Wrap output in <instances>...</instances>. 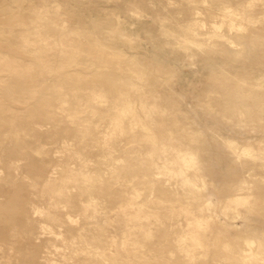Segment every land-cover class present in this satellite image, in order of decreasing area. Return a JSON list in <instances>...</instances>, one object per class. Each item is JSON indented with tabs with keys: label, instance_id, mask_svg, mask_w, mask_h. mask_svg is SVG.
Returning <instances> with one entry per match:
<instances>
[{
	"label": "bare ground",
	"instance_id": "bare-ground-1",
	"mask_svg": "<svg viewBox=\"0 0 264 264\" xmlns=\"http://www.w3.org/2000/svg\"><path fill=\"white\" fill-rule=\"evenodd\" d=\"M185 1L186 5L174 0H126L124 4L133 15H143L145 3L166 12L155 20L158 32L167 43L178 45L187 59H196L194 50L214 57L228 48L240 53L242 47L264 44V0ZM38 19L30 13L0 21L4 33L0 49L8 50L0 52V224L8 229L7 240H0V253H6L0 256V264H138L141 249L167 252L172 242L181 254L186 251L191 256L195 246L198 253L214 228L238 239V232L228 231L238 225L218 218L217 222L215 212L211 214L216 201L206 190V172L214 168L200 153L197 133L185 130L186 124L177 119H165L166 112L159 110L155 99L150 103L146 74L138 64L131 59L128 63L121 51L113 52L99 37L94 43L73 37L65 22L61 26L46 22V32L37 33L34 42L33 28L27 25ZM17 25L27 28L17 31ZM134 33L115 32L129 42ZM83 53L91 61L92 65L86 61L88 66L100 70L85 74L74 69L84 64L79 59ZM20 56L30 62L19 60ZM251 62L242 67L254 70ZM71 66L74 70H65ZM251 76L254 85L264 83L260 70ZM238 105L233 102L229 108L242 123L248 106ZM42 138L59 143V155L52 157V148L41 146ZM220 139L223 159L236 177L226 186L220 214L234 212L236 205L244 211L264 212V147L259 146L264 141L256 148ZM34 153L38 164L33 163ZM20 159L26 163H18ZM28 195L40 198L44 206L35 207ZM175 203L180 204L176 219L182 214L186 219L179 230ZM159 210L169 214L161 217L156 214ZM32 212L40 220L32 218ZM151 215L156 220L152 227L146 221ZM220 234L219 239L225 237ZM227 238L226 243L218 241L227 246L233 239ZM261 240L246 237L245 248L232 243L228 252L235 251L239 263L264 264V257L260 262H246L245 257L247 253L262 256ZM214 245L219 251L218 242ZM50 247L59 259H53ZM210 251L209 256L214 254ZM218 253L217 258L223 254ZM204 254L200 257L206 262L208 254Z\"/></svg>",
	"mask_w": 264,
	"mask_h": 264
},
{
	"label": "rangeland",
	"instance_id": "rangeland-1",
	"mask_svg": "<svg viewBox=\"0 0 264 264\" xmlns=\"http://www.w3.org/2000/svg\"><path fill=\"white\" fill-rule=\"evenodd\" d=\"M125 1L126 0H0V21L3 23V21H6L10 17H26L32 13L33 18H39L38 21H34L33 25H27L29 28H33L34 42L38 37L36 35L37 33L46 32L43 26L46 22L50 21L58 24V26H61L65 22V24L71 28L70 30L74 31L73 37H84V41L87 42L94 43L99 37L101 39V44L108 48L110 47L109 49L113 52L121 51L120 53L127 57L125 58L128 60V63H137L139 69L145 72L147 81L144 82V86L145 89L150 92V96H152L151 99H153L150 103L153 104L155 99V105L160 107L159 110L161 112H166L164 115L165 119H177L183 122V124H186L185 130L187 129V131L191 130L195 132V134L197 133L198 142L196 144H201L199 145L200 153H202L203 158L207 160L206 165L214 168L213 172H206L208 184L206 190H208V194L211 195V198L216 201V204L211 210V214L213 216L216 214L213 218L217 222H219L218 219H222V221H226L229 224L233 223L236 226L238 225L234 231H232V228L228 231L231 230L230 232L235 234L238 232L237 235L239 237L238 239L234 238L235 236L229 232H227L229 233L228 235L227 233L221 232L220 234L216 228H214L208 231L209 239H207L209 243L206 241L207 239L203 242L206 247L210 245L209 251L210 249H216V254L214 251H210L211 254L212 252L214 253L211 255L212 257L214 256L213 258L209 256L208 248V253H206V247L204 246L200 247L205 250L197 246L199 247L198 250H200L198 253L196 252V246L192 247L193 252L195 251L196 253L192 252L190 256L187 255L189 254L187 252L186 256V251H183V253L185 252L184 254H181L182 250L180 249L176 248L177 251H175L176 249H174L175 247L173 246L176 244L172 242L170 244L173 249L167 248V252H162L161 249L152 250V252H150L147 247L141 249L143 251L142 259L139 260L138 264H193V262L194 264H204L205 259L202 260L204 257L201 258V255L204 253L205 257H207L206 254H208V259L205 262L206 264H237L240 259L239 255L236 256L237 253L235 254L233 250H231L233 251L232 253L228 252L230 250L228 246L234 243L238 245V247L245 248L243 240L246 237L249 240L255 241L261 237L262 247L259 252H263L262 256L258 253L245 254L247 259L246 262L249 259L251 262L253 260H258L260 262L264 257L263 210L253 209L244 211L236 205L234 212L227 213L225 216L220 214V207L226 192V186L230 180L236 178L233 172L227 168L223 159L224 152H222L221 149L224 144L220 138H229L241 145H252L256 148L259 146L264 147L263 145L258 146L259 141H264V83L262 85H254L252 81L254 78L251 76V73H257L258 70L264 74V44L257 46V48H251L250 46L242 47L243 49H241L240 53H231V49L228 48L225 53L221 55L216 54L214 57H207L200 51L194 50L197 53L196 59L195 56L194 60L187 59L184 58V52L178 45L173 46L167 43L166 37H162L158 32L159 30L157 27L159 22L155 20L165 17L166 12H157L155 7L145 3L142 5L143 15L138 14L143 17H138L137 14L136 17L135 14L134 16L126 12ZM155 1L158 2V0ZM174 1L183 3L184 5L187 4L185 0ZM198 5L200 8H204L201 3ZM25 28L27 27L22 25H17L15 27L17 31ZM116 30H127L133 33L135 31V33L130 36L131 41L129 42L127 39L124 40L117 37L115 34ZM110 31L112 33L114 31L113 35L115 36L110 35L112 34ZM107 33L109 35H107ZM3 34L4 33L0 31V39ZM127 41L129 43H127ZM34 47L38 48L36 44ZM7 51V48L0 49L1 54ZM239 51L238 49V52ZM8 54L11 56L10 53ZM87 58L89 57L86 53H83L79 59L84 64L77 68H75V66L74 69H79L85 74L100 70L97 69V67L96 70L95 66H91V61ZM20 59L25 63L30 62V59L26 56H20L19 60ZM130 59L131 61L129 62ZM87 60L91 65L88 66ZM249 62L254 65L252 66L254 70L250 71L249 65H245L246 69L242 67L243 63ZM74 69L73 66L65 68L66 71ZM245 80L246 83H243ZM233 102L239 103L240 105L237 107L240 108L248 106V109L244 108L246 115L242 123L237 122L235 114L229 108V105L233 104ZM228 120H231V124ZM40 142L41 146L52 148V157H54V155H59V143L52 144L45 138L40 139ZM196 144L194 146H196ZM225 154L228 155L227 152ZM32 158L33 163L38 164L39 158L35 153ZM17 161L21 164L26 163L24 159ZM2 170L3 168L0 166V171ZM26 170L30 171V169ZM28 197L35 207L40 208L44 206L40 198L38 199L32 195H28ZM177 204L178 203H175L174 205V207L176 206L174 211L179 208L178 206L180 204ZM214 212L215 214H213ZM177 213V211L174 212V217L176 220L175 222H177V229L179 230L183 229L185 226L186 219L184 220L185 217L183 214L181 215V219H176V217L179 216ZM179 213L181 214V211ZM156 214L164 217L169 213L168 211L159 210ZM35 215V213H31L32 218L40 220L38 215ZM76 215V213H73L74 217H76ZM146 221L150 227H152L151 225L155 226L156 220L154 216L151 215ZM243 222H245V224H243ZM179 223L181 225H179ZM219 234L222 236L225 235V237L223 236V238L220 237L219 239V236H216ZM7 235L8 229L3 228L0 224L1 242L7 240ZM40 236L42 237L44 235ZM227 236H231L234 240L230 239V244L228 243L226 246V241H229ZM214 238L215 240H213ZM226 238L228 240H226ZM218 240H223L225 243H221V241L219 243ZM211 242H213V244ZM215 242L216 244L218 242L220 245H217L219 251L223 252L225 257L228 255V262L226 261L227 257L225 259L222 253H220L217 258L216 255L219 254V251L216 245H214ZM221 244L226 246L223 247L222 250H220L222 247ZM41 251L47 253V249L39 250V252ZM49 251L53 259L57 260L60 258L52 247L49 248ZM172 253L175 257H172ZM2 255H6V253H0V256ZM188 256L191 258L189 257V259ZM186 258L191 261L192 259L196 260V258H199V260H194L192 263H189L190 261ZM223 258L224 260L221 262ZM233 258L234 260L232 261ZM213 261H219V263H214ZM225 261L227 263H225Z\"/></svg>",
	"mask_w": 264,
	"mask_h": 264
}]
</instances>
